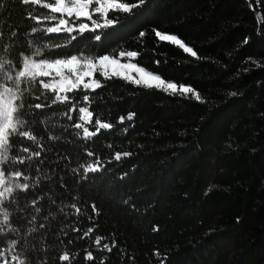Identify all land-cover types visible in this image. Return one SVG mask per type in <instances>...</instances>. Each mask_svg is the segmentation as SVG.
Segmentation results:
<instances>
[{
  "label": "trees",
  "instance_id": "obj_1",
  "mask_svg": "<svg viewBox=\"0 0 264 264\" xmlns=\"http://www.w3.org/2000/svg\"><path fill=\"white\" fill-rule=\"evenodd\" d=\"M114 1L135 6L107 10L94 17L95 31L80 35L46 33L47 20L28 16L47 8L0 0V24L16 32L11 59L22 63L21 53L37 49L45 59L134 51L138 67L194 95L98 76L102 86L68 92L71 103L41 88L50 106L34 109L42 101L21 85L25 118L43 147L14 137L17 156L28 155L16 151L25 145L41 156L6 165V178L15 170L29 177L6 186L34 187L4 198L16 231L2 226L0 262L18 264L29 252L32 264H264V0ZM106 18L115 22L106 26ZM80 107L93 113L90 130L96 119L111 127L83 137L74 127Z\"/></svg>",
  "mask_w": 264,
  "mask_h": 264
},
{
  "label": "snow or ice",
  "instance_id": "obj_2",
  "mask_svg": "<svg viewBox=\"0 0 264 264\" xmlns=\"http://www.w3.org/2000/svg\"><path fill=\"white\" fill-rule=\"evenodd\" d=\"M24 5H34L42 6L49 10L47 15H39L34 12L29 13L28 18L36 21L37 24H40L43 20L49 22V26L42 31L46 33H58L61 31H66L71 34L74 31V27H67L62 29L61 25H67L71 23L75 25L78 20L87 19L92 21V27L86 23H79L78 34L82 35L85 30L95 31L99 27L98 19L102 9L105 7V0H46L45 3H41V0H20ZM144 0H140V3H143ZM114 0H107L108 7H112ZM135 5H129L126 3H120L116 5L119 9L124 11H129L131 7ZM55 14H59L58 16ZM55 21L56 26L52 25V22ZM115 22L114 18H106L105 25H112ZM37 31L36 27L31 29V33ZM158 36L159 32L156 33ZM141 36L144 33L140 34ZM7 36V39L10 41L7 45H4L2 41ZM16 32L5 33L2 24H0V79L6 80L9 83L13 84L14 87H9L7 85H0V187L3 188V191H0V215L3 219L0 220V235H3V225H8L11 231H16V229L11 228V213L7 211L4 207V198L7 193L9 197L14 201L15 193L18 191L27 192L30 187L29 183H14L13 186H6L12 183V180L18 181L20 178L27 181L29 177L24 175L20 170L12 171L10 176L11 179L6 178L8 176V169L6 165L8 163L13 164H24L26 161H31L34 158H39L41 156L40 150H34L29 146L25 145L20 148H17V152L27 153V156H17L12 152L15 145L18 143L14 137L26 138L28 141L32 142V145L36 149H41L43 145L40 143L39 137L35 134L32 125L25 118L23 109L25 107L23 93L20 92L21 85H24L25 89L31 93V98L42 101L41 103H36L33 105H28L29 108L40 109L45 106H50L48 104V96L46 93H41L40 89H51L55 100L54 102H69L74 99L67 95L68 92L72 91H81L101 87L99 79L96 77H103L104 79L111 78L106 73L108 71L107 65L105 62L110 61L109 56H100L96 60L91 58L81 59L77 55H71L64 59L52 58L45 59L40 55V50H36L35 56H29L24 53H21L22 63L20 61H14L11 59V50L16 47ZM70 40L76 39V36H70ZM96 40L100 39L99 35L95 36ZM167 39L183 47L186 52L191 53L193 56L196 53L189 47H186L182 41L177 39L175 36H169ZM125 53L121 52L120 56H124ZM127 57L135 58L137 52H127ZM112 64H117V61L111 60ZM99 65V69L96 70V66ZM124 67L136 68L135 65L128 64ZM138 73L144 72L143 68L136 69ZM116 73L113 71V75ZM147 76L150 80L157 81L160 84H164L165 81L161 79L158 75L153 76L151 73H147ZM38 77L40 79H38ZM43 78H49L45 80ZM123 78H129L124 76ZM148 84V86H154L149 83V80H146L144 76H141L140 79L132 78V82L140 84L141 81ZM82 86V87H81ZM167 87L173 92L177 91V86L174 83H168ZM182 93H188L193 91L191 88L180 86L179 89ZM19 93V94H18ZM64 93V95H61ZM197 98H199L198 94ZM84 101L89 100L88 95L83 96ZM76 107L73 104L70 108V111H76ZM80 121H86L92 117L93 113L89 111L88 107H80L78 109ZM131 119V115L128 117ZM68 119H72V116H68ZM96 124L99 126L95 131H89V128L84 127L82 123H76L74 125L77 129H83L85 137L96 135L100 128H110L111 125L108 123H101L99 119H96ZM51 139V137H50ZM22 143V141H19ZM92 155V153H88ZM119 154H117V159ZM95 170L92 166L85 168V171ZM38 203L37 200L32 201V205L35 206ZM39 211V209H36ZM79 212V209H77ZM43 227V225H41ZM32 231H35L33 229ZM91 231V229L89 230ZM96 243H99V238H97ZM15 246V244H13ZM107 247V245H105ZM111 250V249H109ZM23 258L18 259V264H32V259L29 252L22 254ZM91 258V253L88 254ZM60 259L62 261H67L70 259L67 253L61 255Z\"/></svg>",
  "mask_w": 264,
  "mask_h": 264
},
{
  "label": "rangeland",
  "instance_id": "obj_3",
  "mask_svg": "<svg viewBox=\"0 0 264 264\" xmlns=\"http://www.w3.org/2000/svg\"><path fill=\"white\" fill-rule=\"evenodd\" d=\"M116 5H118V3L116 1H114V4L112 5V7H108L107 0H105V7L102 9V13L101 14H104L109 9L115 8ZM82 23H85V22H82ZM78 25L79 24H75V25H72L71 23L70 24H67L68 27H74V30H76L78 28ZM169 36L170 35L160 34L158 36V39L159 40H162V41L170 42V43L175 44V45H178V44L172 42L171 40L167 39V37H169ZM126 54H127V52L125 53L124 56H120V53H118L116 56H110V61L109 62H105L106 65H107V68H108V71L106 73L108 76L119 77V78H122V79H124L126 81H130V82H132V78L140 79L141 76H144V78L146 80H149V83H151L154 86H148V84L144 83L143 80L141 81L140 84H137V83H134V82H132V83L137 84V85H140V86H144V87H150V88H155V89L163 90L164 92H167V93L169 92L171 94L174 93V94H177V95H187V94L192 93V95H194V93L192 91L191 92H188V93H182L179 90L181 85H176L177 86V91L173 92L171 89H169L167 87V84L169 82H165L164 84H160L157 81L150 80L149 77L147 76V73L148 72L144 71L142 73H138L136 71V69H138L140 67H138L135 64L134 58H129V57H127ZM78 57H80L81 59H84V58H91L92 60H96L97 59V58H93V57H81V56H78ZM111 60L117 61V64H112L111 63ZM128 64L135 65L136 68L124 67L125 65H128ZM98 69H99V65L96 66V70H98ZM113 71L116 73L115 75H113ZM152 75L153 76H157V75H154V74H152ZM124 76H127L129 78H123ZM48 79L49 78H45V80H48ZM184 87H186V86H184ZM48 90L49 91H52L51 89H48ZM61 95H64V93H61ZM90 119H91V117L88 120H86V121H81V123L83 124L84 127H87L88 128L87 124L89 123ZM97 127H99V126L96 124L95 127H94V129L93 130H90L89 129V131L90 132L91 131H95ZM81 131H82V136L85 137L82 128H81ZM88 137H85V138H88ZM0 191H3V188L2 187H0ZM6 195H7V193L5 194V196ZM0 264H6V263L0 262Z\"/></svg>",
  "mask_w": 264,
  "mask_h": 264
}]
</instances>
